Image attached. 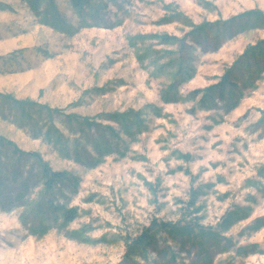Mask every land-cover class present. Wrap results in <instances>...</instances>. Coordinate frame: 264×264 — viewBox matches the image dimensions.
I'll return each instance as SVG.
<instances>
[{
	"label": "rangeland",
	"instance_id": "374dc122",
	"mask_svg": "<svg viewBox=\"0 0 264 264\" xmlns=\"http://www.w3.org/2000/svg\"><path fill=\"white\" fill-rule=\"evenodd\" d=\"M49 4L57 14L49 12V19L78 26L69 0H43L40 11ZM92 4L99 7L95 19L86 17L89 27L63 33L44 25L24 0H0V138L10 143L0 145V264H160L150 250L145 259H126L125 241L154 221L177 222L192 190L201 191L203 226H215L235 205L250 209L248 219L224 233L231 247L212 264H264V226L255 227L264 222V72L249 77L255 64L238 67L231 78L237 91L208 108L201 95L189 96L218 84L248 46L264 40V26L233 21L197 45L188 24L161 21L180 14L192 26L230 22L254 10L264 15V0ZM162 34L183 39L182 52L152 39ZM173 58L186 69L182 79H173ZM171 83L179 99L165 103ZM2 96L57 113L32 107L23 115ZM128 111L142 120L131 133L106 120ZM70 116L111 126L116 135L100 127L81 132ZM94 141L109 146L107 155L94 151ZM28 154L74 176L76 189L46 195L39 160ZM47 202L76 208L78 217L63 226L59 215L46 212ZM40 225L49 227L43 235L35 233ZM75 231L90 242L71 239ZM159 243L178 252L169 239ZM247 246L255 253L236 254ZM192 260L180 253L174 264Z\"/></svg>",
	"mask_w": 264,
	"mask_h": 264
},
{
	"label": "trees",
	"instance_id": "16d2710c",
	"mask_svg": "<svg viewBox=\"0 0 264 264\" xmlns=\"http://www.w3.org/2000/svg\"><path fill=\"white\" fill-rule=\"evenodd\" d=\"M28 8L34 12L35 15L40 16L42 23L44 25H49L51 28L63 32L71 33L76 31L75 29L89 27L90 24L87 23L86 17L90 19H95V12L97 7L92 4L93 0H69L73 8L74 15L78 18L79 24L75 28H69L65 26L64 23L58 22L59 20L49 19V12H53V17H57L53 4H49L48 8L43 12L40 11L43 0H24ZM182 21L183 23L188 24L191 27V30L188 32V36L191 38L194 44L200 45L203 42L207 41L209 32L214 29L215 36H218L220 32V27L227 26L233 21L237 20H246L253 21V24L248 25L249 27L264 26V15L259 11H250L239 17H236L230 22H215V23H202L198 26H192L189 22L182 18L180 14H173L163 18L162 22H172V21ZM249 23V22H248ZM223 33V31H221ZM143 39V38H140ZM152 39L158 40L165 45H176L178 44L177 52H182L184 49V40H179L177 37L168 36L165 34L155 35ZM173 52H167V56H170ZM178 61V62H177ZM171 65L176 68L173 79L178 77L182 79L185 77L186 69H183L181 58H173L171 60ZM251 64H255L252 70L248 71V76L252 77L253 74L264 72V40L256 43L255 45L248 46L245 51L242 53L241 58L234 62L232 68L227 70L225 74L221 77L218 84L202 89L196 90L190 93V97H196L201 95L200 104L203 107L208 108L209 103H214L216 99L220 102H223L227 96H231L235 91H237L236 83L231 80L234 78L232 74L240 66H247L248 69H251ZM244 86H250L244 84ZM174 85L171 83L165 92L162 95V100L165 103H170V101H176L179 98L176 97ZM231 98V97H230ZM229 98V101H230ZM2 102L7 104H12L17 108L20 113L24 115L27 108L31 109L32 107H37L40 110H45L48 113H57L56 110H50L45 106H38L37 104L30 101H16L10 96H2ZM42 107V108H41ZM154 113H158V108H153ZM264 116V113H263ZM106 120H110L113 123H116L126 130L127 133H131V125L139 127L142 123L140 115L131 111L125 113H111L107 114ZM72 120L78 125L81 132H84V129L91 130L93 127L95 129L102 128L103 132H108L110 135H116L111 126H104L95 123L91 119L86 117H77L70 116ZM76 118V119H73ZM100 129H97L98 132ZM94 151L96 153H102V155H107L109 151V146L101 147L98 142L94 141ZM0 145H10L9 142H5L0 138ZM107 149V150H106ZM106 150V151H105ZM15 153L17 150L14 149ZM0 155L2 153L0 152ZM32 157H38L34 154H28ZM187 156H182L184 160L188 159ZM39 161L41 169V178L44 186V193L48 195L53 193L57 188L58 191L64 189H71L74 191L76 189L78 180L68 174L67 172H54L51 168L42 162L39 158H36ZM264 166L260 172V175L263 176ZM250 185H254L251 183ZM261 193L264 195V186L262 187ZM201 194L200 190H192L189 195V200L184 204L183 210L180 212V218L177 222H153L148 228L144 229L143 233L136 237L131 242L125 241L126 246V259L138 255L142 259L146 258V251L150 250L155 253L156 257L160 260V264H174L176 257L180 253L186 254L187 257L194 256L195 261L190 262V264H212V259L214 255L224 254L229 251L231 247V240L224 238V233L228 232L234 225L238 224L241 221H244L250 217V209L245 206H233L228 210L219 220L215 226H203L201 224L202 218L199 216L202 208L196 205L198 196ZM46 208V212L51 214L59 215V218L62 221V225H67L73 222L78 217V211L76 208H66L64 205L54 206L52 202L42 203ZM40 209H38L39 211ZM264 226V222H258L256 228ZM49 230L48 226H38L35 230V233L39 235L45 234ZM69 237L71 239H76L80 242L88 243L90 240L84 237L83 231L70 232ZM159 238L163 240H171L175 245L178 246V252L174 253L169 250L168 246H161L159 243ZM255 246L240 247L236 250V254L239 255H248L254 252ZM168 257V259H166Z\"/></svg>",
	"mask_w": 264,
	"mask_h": 264
}]
</instances>
